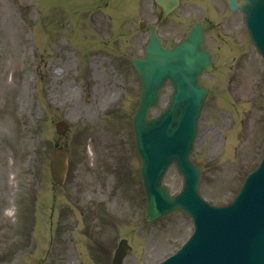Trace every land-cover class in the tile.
Listing matches in <instances>:
<instances>
[{
    "label": "rangeland",
    "instance_id": "374dc122",
    "mask_svg": "<svg viewBox=\"0 0 264 264\" xmlns=\"http://www.w3.org/2000/svg\"><path fill=\"white\" fill-rule=\"evenodd\" d=\"M32 1L35 3L0 0V264H89V259L96 264L94 256L106 248L109 264L120 238L131 247L123 264H156L191 233V223L174 213L145 224L138 177L119 190L115 178L122 156L130 160L129 172L137 175L130 117L139 84L129 58L141 55V46L147 41L136 23H153L158 12L151 0H111L115 4L112 12L123 17L106 13L112 17L100 21L95 5L106 3L104 0ZM189 8L195 9L184 0L160 27L164 41L177 42L189 28ZM137 10L146 13L136 15ZM131 19L134 25L126 23ZM107 23L112 26L111 43L121 44L110 45L109 55L98 46L106 40ZM233 25L207 34L205 44L214 69L201 79L210 94L192 155L202 171L199 192L213 205L231 200L264 150L263 62L247 40L242 23ZM34 37L37 49H33ZM62 42L79 56L90 51L89 61L79 64L71 51L68 58ZM119 47H123L128 66V73L120 78L127 80L124 83L118 81V71L112 66L111 54H117ZM92 52L104 54L96 53L93 60ZM114 59L127 72L124 58L117 55ZM169 93L168 87L152 115L166 105ZM61 120L70 129L58 139L54 125ZM58 145L69 153V170L61 189L51 183L48 168ZM181 182L173 168L165 175L164 184L172 193ZM41 187L45 189L44 204L52 200L51 214L42 213L44 204L36 200L34 221L41 222L40 230H30L34 226L32 219L28 226L31 202ZM109 188L113 192L106 207L89 204H105L102 198L108 196ZM7 208L11 209L9 216ZM62 209H66L65 218ZM91 209L96 215L86 222ZM45 222L46 226L49 222L46 229ZM37 232L41 239L36 243ZM68 236L72 244L66 241Z\"/></svg>",
    "mask_w": 264,
    "mask_h": 264
},
{
    "label": "water",
    "instance_id": "95a60500",
    "mask_svg": "<svg viewBox=\"0 0 264 264\" xmlns=\"http://www.w3.org/2000/svg\"><path fill=\"white\" fill-rule=\"evenodd\" d=\"M164 7V15L175 4L176 0H156ZM250 5L245 8L247 19L252 15V11L259 9L263 0H250ZM253 11V12H254ZM251 21H255L252 17ZM188 46L192 47V50L188 51L185 48V44L177 46L170 52H163L161 56L157 54L156 45L160 46L158 40L152 37L150 47L147 50L145 59L137 61L135 68L140 74L142 80V88H150L152 95L143 94L139 103L138 111L134 117V131L137 136L138 148L143 142L148 143L150 139V130L161 125L167 118H172L173 124L170 131L178 124V120L183 116L185 110L189 106V99L187 97L182 98L181 102H175L174 97L177 94L178 86L184 88L183 93H189L192 89L202 90L198 86V74L208 67L207 54L201 48V31L197 28L195 31L190 32L188 35ZM172 58V59H171ZM208 69V68H207ZM170 79L174 85V93L171 96L169 107L161 113V115L154 120H147L146 115L148 108L154 105L157 99L158 91L163 85L166 79ZM204 91V90H203ZM205 92V91H204ZM199 102L203 101L201 97ZM157 123V124H153ZM152 124V125H151ZM191 147L187 152L182 155L179 153V157L175 155L171 156L168 162L174 163L179 168V163L182 161L187 162L192 168L193 166L188 161V154ZM144 161V156L141 155ZM66 154L63 151H56L54 158L51 162V174L53 180L61 184L63 179V173L65 170ZM187 166V164L185 163ZM194 169V168H193ZM195 173L198 174L197 170ZM191 176L188 174L187 178ZM186 180V177H185ZM159 181L155 185L158 188ZM165 195V192H163ZM238 199H244L246 205L240 207L239 213L243 214V221L240 226L236 228L231 238L234 242V250L227 258L214 255L211 252L207 253L205 264H239L242 255L246 251H252L254 256L249 264H264V166H261L250 178L248 179L245 187L243 188ZM174 209L180 208V200H172ZM148 212L150 213V206H148ZM156 216V215H155ZM257 236V242L252 244V239ZM207 247V245H205ZM198 250L193 246H189L182 254V264H195L192 262L193 255ZM124 252V248L121 253ZM118 264V262L116 263ZM176 264V263H174Z\"/></svg>",
    "mask_w": 264,
    "mask_h": 264
},
{
    "label": "bare ground",
    "instance_id": "6f19581e",
    "mask_svg": "<svg viewBox=\"0 0 264 264\" xmlns=\"http://www.w3.org/2000/svg\"><path fill=\"white\" fill-rule=\"evenodd\" d=\"M10 211H11V209L7 208V214H6L7 216L11 215Z\"/></svg>",
    "mask_w": 264,
    "mask_h": 264
}]
</instances>
